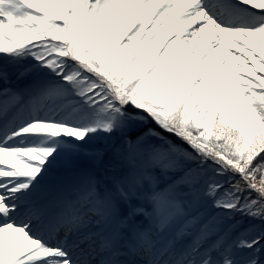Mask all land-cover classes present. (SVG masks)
I'll list each match as a JSON object with an SVG mask.
<instances>
[{"label": "snow or ice", "instance_id": "6c2138e0", "mask_svg": "<svg viewBox=\"0 0 264 264\" xmlns=\"http://www.w3.org/2000/svg\"><path fill=\"white\" fill-rule=\"evenodd\" d=\"M0 264H264V0H0Z\"/></svg>", "mask_w": 264, "mask_h": 264}]
</instances>
